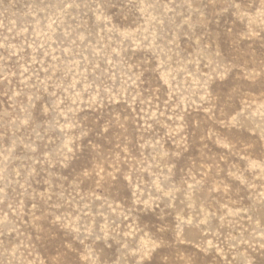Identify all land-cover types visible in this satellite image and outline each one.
Masks as SVG:
<instances>
[{"label": "rangeland", "instance_id": "374dc122", "mask_svg": "<svg viewBox=\"0 0 264 264\" xmlns=\"http://www.w3.org/2000/svg\"><path fill=\"white\" fill-rule=\"evenodd\" d=\"M0 264H264V0H0Z\"/></svg>", "mask_w": 264, "mask_h": 264}]
</instances>
